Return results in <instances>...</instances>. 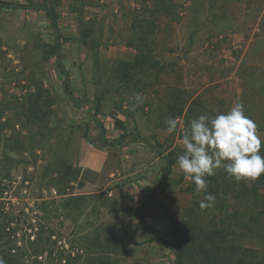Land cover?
Returning <instances> with one entry per match:
<instances>
[{
	"label": "rangeland",
	"instance_id": "obj_1",
	"mask_svg": "<svg viewBox=\"0 0 264 264\" xmlns=\"http://www.w3.org/2000/svg\"><path fill=\"white\" fill-rule=\"evenodd\" d=\"M41 2L58 13V59L44 12L0 8V258L130 264L133 252V264H175L172 249L143 247L135 237L129 249V235L102 216L103 198L78 195V173L65 164L69 137L89 131L91 122L97 140L95 120L104 128V116L115 117V135L162 147L163 155L151 145L139 153L154 160L153 181L165 156L177 161L183 135L202 114L214 117L242 103L264 140V0ZM59 60L70 90L91 105L69 102ZM136 93L146 99L132 110ZM35 100L43 111L32 123L24 115ZM96 107L104 115L99 121ZM169 118L178 120L174 133L166 130ZM206 180L199 193L183 173L174 181L183 199L179 211H170L169 241L183 236L185 264H201L207 252L215 264H264V175L237 182L221 168ZM208 194L215 203L201 208Z\"/></svg>",
	"mask_w": 264,
	"mask_h": 264
},
{
	"label": "crops",
	"instance_id": "obj_2",
	"mask_svg": "<svg viewBox=\"0 0 264 264\" xmlns=\"http://www.w3.org/2000/svg\"><path fill=\"white\" fill-rule=\"evenodd\" d=\"M69 102L71 103L70 99ZM86 105H91V101L83 104L82 108ZM103 116L99 110L96 119L99 121ZM104 118L102 122L106 130L105 139L116 143L114 146L102 143L101 131L99 139L90 137L89 131L95 133L91 122L88 123L89 131L75 130L69 137L65 164L78 173V195L95 200L103 198L102 216L115 220L123 228V232L129 235V249L133 250V237L139 243L145 244L143 247L154 249V245H158L159 248L171 249L157 242L143 230L139 215L160 238L165 241L172 239L170 211H179L183 199V196L179 195L180 185L174 184L176 178H180L182 174L178 164L172 167L164 183L163 171L161 178H155L153 181L154 160L139 154L147 144L133 142L130 137L122 140L125 134L115 135V117L107 115ZM156 161L164 165L162 156H158ZM126 257L127 262L133 264V252Z\"/></svg>",
	"mask_w": 264,
	"mask_h": 264
},
{
	"label": "clouds",
	"instance_id": "obj_3",
	"mask_svg": "<svg viewBox=\"0 0 264 264\" xmlns=\"http://www.w3.org/2000/svg\"><path fill=\"white\" fill-rule=\"evenodd\" d=\"M134 96L136 104L132 110L146 99L139 93ZM166 124L168 133L176 132L177 119L169 118ZM182 144L178 168L186 180L195 184L198 193L207 189L206 177L214 176L217 169L223 168L237 182L264 175V140L256 123L246 115L242 103H235L227 112L214 117L202 114L192 120ZM205 201L200 202V207L210 208L215 197L208 194ZM0 264H5L3 258H0Z\"/></svg>",
	"mask_w": 264,
	"mask_h": 264
},
{
	"label": "trees",
	"instance_id": "obj_4",
	"mask_svg": "<svg viewBox=\"0 0 264 264\" xmlns=\"http://www.w3.org/2000/svg\"><path fill=\"white\" fill-rule=\"evenodd\" d=\"M0 8H2V9H4V8L21 9L22 8V9H33L36 11H43L46 14V17L50 20V22L53 26V29H54V36H55L56 43L54 45L53 53L57 56V59H58V57H60L61 47H62L61 40H60L61 34L59 33L58 13H57L56 8L54 6H52L46 2H41V0H40V2H32L28 6L6 3V2H3L2 0H0ZM59 67L61 68V70L65 76L64 90L68 94L71 103L75 107H82L83 104H88L91 100H89L86 96H83L82 98H78L70 90V76H69V73L66 71L65 67L61 64L60 60H59ZM42 111L43 110H42L41 102L38 100H35L28 106L24 116L28 117V120H30L32 118L31 121L33 123L36 120V118H39L41 116ZM95 111H96V113H95V118H96L97 114L99 113V107H96ZM95 123H96L97 127L100 128L102 143L104 145L114 146L116 143L108 142L105 139V130L102 127V125L100 123H98L96 120H95ZM127 136L125 135L122 138V140L127 138ZM132 136H135V135L132 134ZM136 137H138V136H136ZM138 139L144 144L154 146L157 149V151L159 152V154L163 155L164 152L162 151V147H160L159 144L152 145L148 140L142 139L140 137H138ZM165 158H166V167L163 170V174H162L163 175L162 176V182L163 183L166 181L168 175L171 173L172 167L175 164H177V161L174 160L173 158L166 157V156H165ZM139 220H140V223L142 224L143 230L145 232H147L153 239H155L160 244L167 246L174 251L175 257H176L175 258V264H185V261H186L185 257H186L187 251L181 242L183 236L178 235L173 242L165 241L162 238H160L155 232H153L152 230L149 229L144 218L140 215H139ZM216 235H217V233H216ZM220 235H221V237H223L224 233L220 232ZM213 256H214V254L212 255L211 252H207V257L206 256L204 258L202 257L201 264H208L209 259H210L211 264H215V259L213 258ZM3 259L5 261V258H3ZM217 263H219V262H217ZM100 264H103V263L101 262Z\"/></svg>",
	"mask_w": 264,
	"mask_h": 264
}]
</instances>
